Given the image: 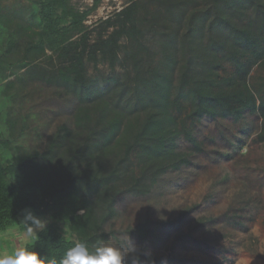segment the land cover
Returning a JSON list of instances; mask_svg holds the SVG:
<instances>
[{"label":"trees","instance_id":"16d2710c","mask_svg":"<svg viewBox=\"0 0 264 264\" xmlns=\"http://www.w3.org/2000/svg\"><path fill=\"white\" fill-rule=\"evenodd\" d=\"M99 1L84 11L70 0L37 1L31 17L39 30L21 47L8 38L0 53L14 58L22 77L74 99L71 122L47 136L43 151L0 158V231L25 209L48 214L30 250L58 262L76 242L91 250L107 240L118 196H145L189 164L180 138L200 147L187 121L257 113L264 146V82L249 80L264 66V0H126L88 29L84 20ZM189 211L164 224L181 223ZM150 223L129 233L145 242ZM137 255L139 264H173Z\"/></svg>","mask_w":264,"mask_h":264},{"label":"rangeland","instance_id":"374dc122","mask_svg":"<svg viewBox=\"0 0 264 264\" xmlns=\"http://www.w3.org/2000/svg\"><path fill=\"white\" fill-rule=\"evenodd\" d=\"M37 1L0 0V53L8 38L21 47L26 33L39 30L37 20L31 17ZM93 3L70 0L79 11ZM125 5L126 0H100L84 24L92 29ZM14 64L11 55L0 54L1 159L16 152L43 151L47 136L60 124L71 122L74 105V99L61 88L22 77L24 69L15 70ZM250 75L251 83L261 84L264 66H255ZM260 123L257 113H247L238 122L208 117L187 121L186 129L199 150L181 137L179 149L188 155L189 164L167 172L145 196H118L116 217L105 226L110 235L102 243L126 251L129 238L138 252L170 258L173 264H264V146L257 140ZM187 209L190 211L181 223L164 224ZM25 210L16 223L0 231V248L11 251L26 243L21 239ZM39 217L51 220L48 214ZM144 219L151 222L153 234L142 242L129 230Z\"/></svg>","mask_w":264,"mask_h":264},{"label":"clouds","instance_id":"9594fccd","mask_svg":"<svg viewBox=\"0 0 264 264\" xmlns=\"http://www.w3.org/2000/svg\"><path fill=\"white\" fill-rule=\"evenodd\" d=\"M48 223L47 218L42 219L30 210H25L21 222L24 226L21 239L26 242V246L11 251L0 248V264H139L137 246L129 238L126 251L102 242L90 250L86 243L76 242L66 250L59 262L55 257L30 250V246L39 239V234L47 229Z\"/></svg>","mask_w":264,"mask_h":264}]
</instances>
